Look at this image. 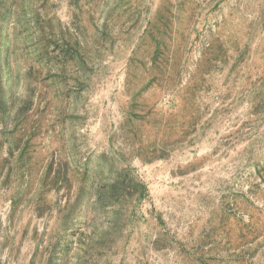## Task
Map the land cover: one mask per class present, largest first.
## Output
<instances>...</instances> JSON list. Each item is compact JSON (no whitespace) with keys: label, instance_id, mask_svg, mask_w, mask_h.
Masks as SVG:
<instances>
[{"label":"rangeland","instance_id":"obj_1","mask_svg":"<svg viewBox=\"0 0 264 264\" xmlns=\"http://www.w3.org/2000/svg\"><path fill=\"white\" fill-rule=\"evenodd\" d=\"M0 264H264V0H0Z\"/></svg>","mask_w":264,"mask_h":264}]
</instances>
